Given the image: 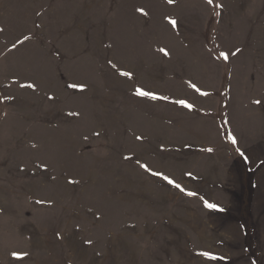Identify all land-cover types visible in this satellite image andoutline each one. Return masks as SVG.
<instances>
[{"label": "rangeland", "instance_id": "374dc122", "mask_svg": "<svg viewBox=\"0 0 264 264\" xmlns=\"http://www.w3.org/2000/svg\"><path fill=\"white\" fill-rule=\"evenodd\" d=\"M0 264H264V0H0Z\"/></svg>", "mask_w": 264, "mask_h": 264}, {"label": "snow or ice", "instance_id": "6c2138e0", "mask_svg": "<svg viewBox=\"0 0 264 264\" xmlns=\"http://www.w3.org/2000/svg\"><path fill=\"white\" fill-rule=\"evenodd\" d=\"M168 2H169V3H172L173 0H168ZM207 3H208V4H212V3H213V0H207ZM217 7H222V5H217ZM140 11H143V10L141 9ZM170 23H171L173 26L176 25V21H175V20H170ZM24 39L27 40V39H29V37L25 36ZM21 43H23V41H21ZM160 51L164 52L165 55H168V53H167L164 49H160ZM220 56H221L224 60H228V58H229V55H228L227 52H221V53H220ZM120 75L125 76V77H129V78H131V76H132V74H131L130 72H121ZM190 86H191L193 89H195L197 92H200V89L197 88L195 84H191ZM27 87H29V88H33L34 85L29 84V85H27ZM135 95H136V96H139V97H146V98L151 99V100H156V99H167V97H159V96H157L156 94H154V93H152V92H150V91H144V90L141 89V88H136V90H135ZM201 95L207 96L208 93H206V92H201ZM174 103H176V104H178V105H180V106H182V107H184V108H187V109H192V107H193V105L190 104V103H188L186 100H176V101H174ZM257 103H259V101H257ZM138 139H139V137H138ZM229 142L232 143V144H236V143H237L235 137H233V136H229ZM207 151H212V149H208ZM238 151H239V150H238ZM243 155H244V154L241 153V156H243ZM141 167L144 168L145 171H149L147 165L142 164ZM152 175L161 176L162 179H164L165 181H167L168 184L173 185L174 187L180 189L181 191H185V190L181 187L180 184H177L174 180L170 179V178L167 177V176H164L162 173H159V172H153ZM186 195H188V196H194V195H196V193H193V192H186ZM205 206H206L207 208H210V209H215V208H216V205H215V204H211V203H207V202L205 203ZM14 255H15V254H14ZM201 255H202L203 257H205L206 259H208V260H217V259H219V257H217V256H215V255H213L212 253L207 252V251L201 253Z\"/></svg>", "mask_w": 264, "mask_h": 264}]
</instances>
